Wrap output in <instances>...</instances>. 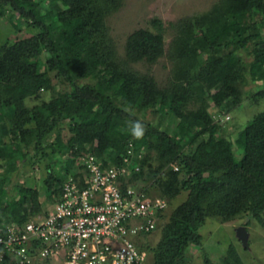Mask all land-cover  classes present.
I'll list each match as a JSON object with an SVG mask.
<instances>
[{"label":"trees","instance_id":"1","mask_svg":"<svg viewBox=\"0 0 264 264\" xmlns=\"http://www.w3.org/2000/svg\"><path fill=\"white\" fill-rule=\"evenodd\" d=\"M46 1L63 6L49 24L36 12ZM122 6L123 0H0V8L38 30L0 45V159L11 162L8 171L15 169L17 159L20 164L32 158L43 161L44 197L55 203L75 169L73 154L89 149L103 164L119 165L129 142L137 139L128 121L143 122L146 132L138 143L144 155L132 161L141 171L132 180H154L159 195L170 200L186 193L162 227L157 245L147 249L152 264H186V252L200 245L199 230L208 219L224 223L244 213L264 226V112L239 132L241 158L236 161L229 138H211L221 123L199 103L208 96L220 111L237 107L246 74L264 87V36L258 22L264 19V0H219L209 12L195 16L187 35L169 46L163 23L153 19L152 30L128 35L120 54L107 21ZM240 51H247L251 60L246 62ZM43 57L50 59L64 90L54 89L42 69ZM164 57L171 69L160 84L149 68ZM48 92L51 96L44 97ZM28 101L36 103L28 106ZM146 112L158 122L142 120ZM11 146L16 151L7 155ZM22 147L28 151L18 154ZM8 182L0 179V186ZM13 192L12 199L18 196L21 204L13 200L8 216V191L0 189L4 224H23L42 212L36 189L14 185ZM219 262L243 264L231 245ZM2 264L13 263L6 258ZM204 264H213L207 255Z\"/></svg>","mask_w":264,"mask_h":264},{"label":"built area","instance_id":"2","mask_svg":"<svg viewBox=\"0 0 264 264\" xmlns=\"http://www.w3.org/2000/svg\"><path fill=\"white\" fill-rule=\"evenodd\" d=\"M126 153L116 165L78 152L59 201L23 224H0V264H147V239L167 222L173 200L156 193L154 180H132L141 171L132 161L144 155L138 139Z\"/></svg>","mask_w":264,"mask_h":264},{"label":"rangeland","instance_id":"3","mask_svg":"<svg viewBox=\"0 0 264 264\" xmlns=\"http://www.w3.org/2000/svg\"><path fill=\"white\" fill-rule=\"evenodd\" d=\"M36 0H33L35 2ZM219 0H123V6L118 13L108 19L110 35L114 40L120 54L123 53V47L128 35L138 29H151L150 21L153 19L160 20L165 27L164 42L169 46L174 40H182L192 29L193 19L209 12L214 4ZM69 6L74 5L73 1L68 2ZM31 6L29 5L28 8ZM62 5L52 1L42 3L36 12L39 18L45 20L48 24L51 22L54 14L62 9ZM260 19V18H259ZM258 19V20H259ZM261 24L262 34L264 36V19L258 21ZM38 32L29 25L28 22L19 16H12L5 8H0V45H10L18 39H23ZM192 37L197 39L199 36L193 34ZM241 57L249 62L251 57L247 51H240ZM141 71L142 66H137ZM42 69L46 70L52 80V85L56 91L64 90L65 85L56 77L55 71L48 57L42 59ZM151 74L156 78L158 83L164 84L171 69V63L167 58H161L159 62L149 68ZM91 82V81H87ZM242 90L244 93L243 101L237 107H230L224 111L215 109L208 96L200 98L202 104L213 119L216 121L220 116H228L229 119L222 122L218 128L213 131V139L229 138L234 145L235 160L241 158L238 134L239 132L254 118L261 116L264 112V96L261 91L264 90L262 83L251 81L248 74L243 78ZM44 97L51 96V93H44ZM35 101H28L27 105L35 104ZM199 105V104H197ZM134 111V110H130ZM140 118L144 121H152L154 124L158 122V117H154L150 112L142 113ZM166 120L162 122L160 128L164 129ZM60 133L65 137L67 135V127L65 124L60 126ZM53 136L49 137L52 140ZM63 145H61L62 147ZM16 150L13 146L6 148V154L14 153ZM28 149L22 147L18 154H25ZM73 154L72 157H76ZM11 162L0 159V179L9 181L3 184L0 189L8 191V199L5 208L7 215L10 216V207L14 206L13 200L17 204H21L18 196H14L13 186L18 185L27 188L36 189L39 193V201L42 205V212L48 210L52 205L49 199L44 197V191L47 188L44 180L46 179L47 170L45 163L36 158L28 159L20 164L17 159L13 162L14 168L8 171ZM157 188V187H156ZM158 193V188L156 189ZM15 197V196H14ZM186 193L176 197L169 205L165 215L169 216L172 210L185 200ZM18 198V199H17ZM250 220V221H248ZM264 220V219H263ZM248 221V222H247ZM5 220L0 216V224H4ZM247 222V223H246ZM246 223V224H245ZM164 223L159 224L157 230L151 234L146 242V246L153 248L159 242L161 230ZM244 227L247 232L246 244H242L237 229ZM199 233L202 241L198 246H190L186 252V264H204V257L207 255L213 264H220V259L224 256L228 246H233L243 264H264V226L259 224L253 218L247 217L244 213H238L236 217L227 222H220L215 219H208L200 228ZM153 254L149 250L148 263L152 264Z\"/></svg>","mask_w":264,"mask_h":264},{"label":"clouds","instance_id":"4","mask_svg":"<svg viewBox=\"0 0 264 264\" xmlns=\"http://www.w3.org/2000/svg\"><path fill=\"white\" fill-rule=\"evenodd\" d=\"M128 125L133 137L140 139L145 135L146 127L143 122L139 120H130L128 121Z\"/></svg>","mask_w":264,"mask_h":264},{"label":"water","instance_id":"5","mask_svg":"<svg viewBox=\"0 0 264 264\" xmlns=\"http://www.w3.org/2000/svg\"><path fill=\"white\" fill-rule=\"evenodd\" d=\"M237 234H238V237H239L241 243L243 245L246 244V240H247V232H246V229L244 227H239L237 229Z\"/></svg>","mask_w":264,"mask_h":264}]
</instances>
